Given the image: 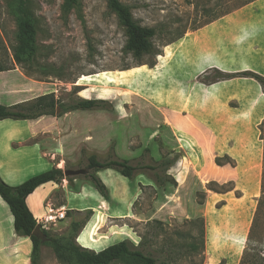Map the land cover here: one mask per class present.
Masks as SVG:
<instances>
[{
	"label": "crops",
	"instance_id": "0c3cea01",
	"mask_svg": "<svg viewBox=\"0 0 264 264\" xmlns=\"http://www.w3.org/2000/svg\"><path fill=\"white\" fill-rule=\"evenodd\" d=\"M260 1L188 32L167 45L153 66L143 64L120 73H105L114 81L106 80L104 86L94 80L91 82L96 84L89 87L77 82L82 87L77 93L79 99L103 100L114 105L113 112L76 110L60 116L0 121V178L17 187L53 168L64 171L67 165H76L83 150L87 158L106 159L113 143L120 158L131 160L123 153L136 157L150 148L144 139L148 134L145 126L134 127L135 116L129 115L145 108L147 113H156L159 153L160 141L172 140L173 153L169 157L174 163L168 176L176 181V186L168 183L156 189L157 198L152 205L136 212L137 203L145 200L146 191L154 185L147 177L146 182H138L139 190L134 191L120 212L108 208L92 187L85 195L86 181L63 179L57 184L42 185L27 197L26 204L34 218L47 214L49 209L62 208L67 218L60 222L66 223L69 231L84 217L86 223L99 218L101 225L120 219L147 224L204 217L206 230L225 226L240 230L245 199L253 195L252 172L262 160L264 91L252 78L211 83L207 79L214 69L224 73L249 71L264 77V5L259 14L246 13ZM102 74L93 79L105 81ZM48 85L53 88L27 79L18 70L0 72V104L13 106L54 94L55 86ZM120 90L124 93H118ZM119 119L126 124L119 125ZM144 121L141 122H149L148 116ZM138 137L142 146L132 148L131 141ZM217 159L221 160L220 165ZM210 181H234L235 189L213 193L215 197L208 195L203 205L197 204V191ZM221 202V208L213 211L211 207ZM231 214L236 221H230ZM81 226L77 241L87 249V240L79 238ZM108 228L110 233L116 229ZM109 232H99L98 238H106ZM32 250L30 239L16 233L13 214L0 195V264H32Z\"/></svg>",
	"mask_w": 264,
	"mask_h": 264
},
{
	"label": "rangeland",
	"instance_id": "374dc122",
	"mask_svg": "<svg viewBox=\"0 0 264 264\" xmlns=\"http://www.w3.org/2000/svg\"><path fill=\"white\" fill-rule=\"evenodd\" d=\"M119 1L130 8L134 20L140 26L155 30L156 35L152 41L154 48L150 54L136 58L133 53L127 51L126 30L116 13L110 9L108 0H79L78 6L70 10L65 7V0H27V8L31 12L36 27L37 52L34 61L28 64H20L16 62L14 57L19 35L17 0H0V68L5 70L3 72L18 70L27 79L39 82L43 86L54 85L56 100H60L64 105H70L79 100L77 93L82 87H78V81L79 84L84 83L87 87L94 86L96 83L104 86L107 85V81H114L105 73H120L135 69L143 64L153 66L167 45L180 40L188 32L196 31L220 18L237 12L246 7L245 3L250 0ZM261 5H264V0L250 6L246 13L259 14L262 11ZM97 74H102L105 81L93 79ZM93 80L96 83L91 82ZM49 88L53 87L49 86ZM122 92V90L118 91V93ZM83 94L85 95V93ZM122 95L124 96V94L119 96ZM110 105L113 108L114 105ZM113 110L109 112H113ZM143 110L144 112H142ZM129 115L135 116L133 118L136 121L134 127L145 126L148 134L144 139L149 144L152 153L144 155L141 153L136 157H133L132 154L123 153V156L132 157L130 159L133 160V165L154 166L162 158L170 159L169 155L173 153L171 139H166L167 143L160 141V153L158 151L156 113L153 111L147 113L144 108L135 109ZM146 116L149 118L147 124L144 123ZM122 124L126 123L123 119H119V125ZM146 125L148 126L146 127ZM260 138L262 140V160L252 172V178L250 177L253 195L250 196L251 198L245 199L244 217L241 219L240 230H233L229 226L221 227L219 230L210 227L206 230L207 224L204 217L181 222H178L177 219L166 223L153 221L147 224L120 219L117 222L112 220L102 225L99 218L86 223L84 217L80 223L82 231L79 238L82 241L86 239L87 249L97 253L121 241L129 240L145 255L160 259L162 264H240L246 250L247 239L255 214L259 203L264 198V121L260 127ZM130 146L132 148L141 147V138H134ZM87 159L85 155L81 157L79 163L76 165L69 164L65 170L84 169L88 173H94L105 186L106 197L102 196L94 183L86 177L87 175L71 178L86 181L88 186L84 187V194H89L92 187L95 190L94 193L102 198L111 210L120 212L124 210L130 196L133 195L134 191L139 190V181L146 182L148 177L154 182V174L149 170H138L133 179L123 177L116 169L89 171L86 169ZM222 161L230 162L228 159ZM221 163L220 160L219 164ZM242 177L244 176L241 173ZM168 179L171 180L170 177ZM205 186L196 193L195 202L197 204L202 202L199 205L205 203L208 195L215 197L213 193L221 194L233 191L235 182L217 183L210 181ZM156 189L153 185L151 189L146 191L145 200H139L136 205V212L143 211V206L152 205V202L157 198ZM237 195L240 196L241 193ZM222 204V202L217 203L211 208L216 211L221 208ZM235 212L237 213L236 210ZM229 219L231 222L236 221L234 214H231ZM62 222L50 225L47 230L50 238L66 239L71 234V231L66 228V223ZM108 226H114L115 231L110 233ZM104 230L110 233L106 238H113L112 240L103 241L106 238L101 235L98 238L99 232ZM201 230H205L203 247ZM256 230V238L254 242L248 243L250 244L248 246L257 248L261 258L260 262L264 264V206ZM64 234L65 236H62ZM135 240L139 242L138 245L134 243ZM75 241L80 246L77 238ZM193 245L199 250L202 247L203 253L199 254V251L193 249ZM38 264L76 263L70 260H61L52 247L42 245ZM113 264L124 263L116 262Z\"/></svg>",
	"mask_w": 264,
	"mask_h": 264
},
{
	"label": "trees",
	"instance_id": "16d2710c",
	"mask_svg": "<svg viewBox=\"0 0 264 264\" xmlns=\"http://www.w3.org/2000/svg\"><path fill=\"white\" fill-rule=\"evenodd\" d=\"M257 0H250L245 5L251 4ZM79 0H65V7L70 10L77 7ZM110 9L116 13L121 24L124 26L127 35V51L133 53L136 58H141L153 51V39L156 35L154 29L140 26L133 18L130 8L123 5L119 0H108ZM17 12L19 15V35L18 45L14 52L16 62L31 63L36 57V27L31 16L30 10L27 8V0H17ZM220 18V17H219ZM218 19V18H217ZM5 71L0 68V72ZM236 77H247L255 79L263 88L264 91V77L253 72L245 71L240 73H224L220 70L214 69L213 75L209 77L208 82L228 80ZM59 113L56 114V110ZM112 106L103 100H83L79 99L70 105H64L60 100H56L54 94H47L35 98L32 101L5 106L0 104V121L5 119H37L44 115H62L69 111H96L107 110L112 111ZM264 141V139H263ZM150 148H145L142 152L144 154H151ZM85 156V151L81 153V157ZM174 161L172 159L162 158L156 165L150 166L147 164L133 165V160L122 159L117 156L115 152V144L110 148L109 155L106 159H100L97 156H91L87 159L86 169L89 171H97L102 169H116L120 174L128 179H133L138 170H149L154 174V185L157 189L165 187L168 183L176 186V181L171 178L168 179V171ZM220 163V160H217ZM220 165V164H219ZM95 185L102 196H107V190L102 182L95 176L94 173H88L87 176ZM264 178V174H263ZM63 179L72 182L73 178H65L64 171L53 168L45 173L34 176L23 184L17 187L7 185L0 178V195L7 202L14 217V227L16 233L25 238H29L32 245V264H38L40 258V250L42 245H49L53 248L56 255L61 260H70L76 264H113L116 262L124 264H162L160 259L145 255L141 250L137 249L129 240L121 241L112 245L100 252H94L84 249L76 244L75 239L80 231V224L73 226L71 234L66 238L53 239L48 236V232L44 231L47 241L42 242L39 238L33 236L37 224L36 219L29 210L26 204V199L37 188L47 183H60ZM264 197V191H263ZM199 204H202L200 202ZM264 206V198L259 203L252 227L250 229L245 253L240 264H261L259 251L256 247L251 248V242L256 238L258 222ZM76 234V235H74ZM201 242L204 246L205 230H201ZM194 239V238H192ZM199 254L203 253L201 250ZM253 252V253H250Z\"/></svg>",
	"mask_w": 264,
	"mask_h": 264
},
{
	"label": "built area",
	"instance_id": "2783aa9c",
	"mask_svg": "<svg viewBox=\"0 0 264 264\" xmlns=\"http://www.w3.org/2000/svg\"><path fill=\"white\" fill-rule=\"evenodd\" d=\"M65 218H66V212L62 208L57 209V210L49 209L47 214L40 216L38 219H36V221H37V224L40 225L43 230L47 231L51 224L63 221L65 220ZM134 235L137 236L136 234ZM136 241L137 240H135L134 243L138 245L139 242L138 241L136 242Z\"/></svg>",
	"mask_w": 264,
	"mask_h": 264
},
{
	"label": "water",
	"instance_id": "95a60500",
	"mask_svg": "<svg viewBox=\"0 0 264 264\" xmlns=\"http://www.w3.org/2000/svg\"><path fill=\"white\" fill-rule=\"evenodd\" d=\"M87 171L84 169H79V170H64V176L65 178L68 177H77V176H85L87 175ZM33 236L39 238L42 242L47 241V237L44 234L43 229L41 228L40 225H37L35 230L33 231Z\"/></svg>",
	"mask_w": 264,
	"mask_h": 264
}]
</instances>
